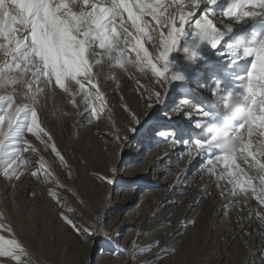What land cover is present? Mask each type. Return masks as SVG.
I'll list each match as a JSON object with an SVG mask.
<instances>
[{
  "label": "snow or ice",
  "instance_id": "1",
  "mask_svg": "<svg viewBox=\"0 0 264 264\" xmlns=\"http://www.w3.org/2000/svg\"><path fill=\"white\" fill-rule=\"evenodd\" d=\"M217 5L218 0H0V177L14 183L30 175L52 183L55 188L48 192L51 199L75 213L57 191L67 190L66 186L57 180L34 143L39 141L50 150L71 177L65 154L44 125L41 98L62 93L77 115H83V103L89 121H95L108 107L99 73L94 72L106 59L114 68L126 69L132 64L141 72H150L156 87L141 85L145 107L164 105L166 120L170 121L175 112L188 121L186 128H170L160 135L175 146L182 145L190 161L203 157L205 169L222 195V182L226 181L231 186L229 195L245 200L251 196L264 207V139H253L264 137V39L252 47H234L228 42L236 25L264 19V0H231L222 12L226 18L223 27L215 20ZM152 32L158 33L154 53L142 43L144 37L152 39ZM133 51L135 58L129 60ZM174 53L183 54L191 80L185 72L173 71ZM241 62L250 65L246 73L240 68ZM190 81L195 82L192 88L187 87ZM217 100L223 101L224 109L233 102L244 107V119L231 125V136L238 145L232 152L219 147L218 137L203 132L218 119ZM124 111L129 114L124 126L135 134L141 121L127 104ZM112 135L118 145H126L129 139L121 136L119 129ZM26 153L39 156L38 167L29 169ZM238 161L254 169L256 175L249 174ZM116 172L113 168V176ZM106 183L112 185L115 180L108 178ZM81 204L83 211L90 210L83 200ZM60 218L86 239L110 241L106 232L102 234L98 220L95 226L82 227L64 212ZM258 219L264 227V214H258ZM0 230L13 231L4 223H0ZM25 255L26 249L17 238L0 236V264L6 260L21 264Z\"/></svg>",
  "mask_w": 264,
  "mask_h": 264
},
{
  "label": "rangeland",
  "instance_id": "2",
  "mask_svg": "<svg viewBox=\"0 0 264 264\" xmlns=\"http://www.w3.org/2000/svg\"><path fill=\"white\" fill-rule=\"evenodd\" d=\"M165 2L169 3L170 0ZM230 2L231 0H218L215 8L218 26H225L226 18L222 16V12ZM151 36L152 39L142 38V43L150 53H154L153 44L158 43V33L152 32ZM238 39H241L239 44ZM260 39H264V19L258 18L256 21L248 20L236 25L228 42L234 47H252ZM173 56L176 59L173 71H183L191 80L190 69L183 54L174 53ZM134 58L133 51L128 59ZM2 60L3 53L0 52V62ZM241 63L240 68L246 73L250 65ZM94 72L99 73L100 86L108 102V107L95 121H89L83 103L80 109L83 115H77L76 109L67 103L68 98L62 93L41 98L40 112L44 125L54 134L58 147L65 154L71 166V177L68 169L59 165L50 150H45L39 141L34 143L48 160L57 180L66 186L67 190L57 189L64 197L66 206L76 211L70 213L66 211V207L54 208V201L48 192L55 185L44 182H39L34 187L39 195L37 194V201L34 202L33 212L29 214L27 204L16 205L13 211H21L23 214L24 227L29 230L33 241L29 247L32 246L34 252L27 258V264H128V259H119L124 255L103 258V253H115L107 249L109 240L86 239L65 224L60 214L64 212L70 215L82 227L90 224L95 226L98 220L102 234L106 232L110 237L109 242L114 240L123 243L126 232L137 230L136 225L128 226L126 231L123 229L120 233L117 228L140 210L147 214L153 208L157 198L147 199L148 194L145 192L153 189L150 184L155 176V184L159 182L156 191L167 192L171 196L176 192L180 194L175 195V203L166 209H170L167 213L165 210L154 216L155 213L151 212L150 221L162 220L154 230L137 237L132 258L141 259V264H264V227H261L258 219V214H264V207L251 196L245 200L229 195L227 189L231 186L226 181L222 182L225 187L222 195L215 179L208 175L203 157L190 161L182 145L175 146L168 139L157 141L160 132L166 133L170 128L182 130L188 126V121L184 116L173 112L170 122L165 119L164 109L160 106L153 109L145 107L141 85L150 89L156 87L151 73L141 72L132 64H128L126 69L114 68L106 59ZM194 86L195 82L190 81L187 87ZM18 92L22 93L23 89L18 88ZM172 96L176 98V93ZM20 99L22 96H18V100ZM216 103H219L216 104L219 116L213 123L218 127H225L231 111L223 108L222 100H217ZM125 104L141 121L135 134L128 132L124 126L129 116L124 111ZM152 117L154 120L150 122ZM236 123L238 125L239 122ZM143 126H147V130L141 129ZM115 129L120 130L121 136H128L126 145L113 142L112 133ZM253 139L262 140L264 137ZM170 148L175 151L169 157L164 156L163 153ZM119 155L123 158L115 166V177L122 180L116 182L117 186H110L106 179L113 177L114 159ZM158 156L161 157L157 158ZM149 159L159 160L160 164H151L144 172ZM237 163L246 168L249 174L256 175L254 169H249L240 161ZM129 165L138 168L129 170ZM143 172L141 179H134ZM163 180L166 182L160 183ZM3 185L0 179V194L5 192ZM128 195L132 199L127 209L131 211V215L118 216V222L113 221V212L107 211V205L116 201V196L119 201ZM81 200L89 205V211L82 210ZM143 202H146L144 206ZM176 225L178 227L174 229Z\"/></svg>",
  "mask_w": 264,
  "mask_h": 264
},
{
  "label": "bare ground",
  "instance_id": "3",
  "mask_svg": "<svg viewBox=\"0 0 264 264\" xmlns=\"http://www.w3.org/2000/svg\"><path fill=\"white\" fill-rule=\"evenodd\" d=\"M216 104H219V103H216ZM160 108L164 109V105H160ZM153 113H154V110H153L152 114ZM153 120H154V118L152 117L150 119V122ZM141 129L147 130V126H143ZM158 137H159L157 139L158 142L160 140L165 139V137L161 136V135ZM155 144H157V143H155ZM173 151H175V149L170 148V149H167V151H165L163 154H164V156L169 157L172 155ZM135 153H136V151H135ZM25 155L30 160V164L28 165L29 169H32L34 167H38L39 156L32 154V153H26ZM39 155L44 157V155L40 151H39ZM160 157L161 156H158L157 158H160ZM122 158L123 157L121 155H119L118 158L114 159V168L118 163H120ZM44 159L48 162V160L45 157H44ZM151 164H153V166H155L154 164L159 165L160 161L159 160L152 161V159H149L147 162V167L144 170V172L147 171L148 167ZM136 168H138V166L129 165V167L127 169L136 170ZM144 172L142 174L139 173V176L137 178H134V179H136V180L141 179V177L144 175ZM155 177L153 178L154 179V181H152L153 183L150 184V185H152L151 188H153V189L147 190L145 192V194H148L146 196L147 199L157 198V199H155L156 201L153 205V208L151 209V212L155 213L154 216L159 214V213H162L167 208L171 207L175 203V195L180 194V192H176V194H173L171 196L167 192L160 193V191H156L155 188L159 185V182L157 184H155V180H156ZM112 178H114V180H115V183L112 185H115V186H117L116 182H120L122 180L121 178H120V180H118L115 176H113ZM0 179L4 183L3 186L5 189V192H2L0 194V213H2V215H3V219L0 220V223L7 224L13 230L12 233L0 230V236H3L5 239H11L14 236L23 244V246L26 249L27 255L22 257L21 264H27V258L30 255H32L34 252V248L32 246L29 247V245L33 244V241L30 239L31 235H30L29 230L24 227L25 226V217L23 216V214H21V211L14 212L13 210L16 207V205L24 203V204H27L29 207V211H30L29 214L31 212H33V209L35 208L34 202H36L37 198H38L37 197L38 193L34 189V187L40 181H37L36 179L32 178L30 175H25L24 177L21 178V181H15L14 183H10V182L6 181L3 177H0ZM127 179L129 180L130 178H127ZM165 182H166V180H163V182H160V183L164 184ZM112 185H110V186H112ZM119 191L123 192L122 189H120ZM32 193H35V195L33 196ZM59 195L62 198H64L62 196V194H59ZM39 198H41V196ZM117 200H118V197L116 196V201H113L111 204L107 205V211H109L111 213L113 212L114 217L112 218V220L115 222H118L117 221L118 216H122V215L130 216L131 215V211H127V209L130 207V205L132 203V199H130V196L128 195V196L122 197L119 199V201H117ZM145 204H146V202L145 203L143 202L142 206H144ZM52 206L54 208H55V206L57 207V205L54 202H53ZM169 210L170 209L166 210L165 213H167ZM151 212L146 214L140 210L139 212H137L135 214V216L133 218H128V221L123 222V224L117 228L118 233H120L121 230H123V229H124L123 231H126L127 227L131 226V225H136L137 230H128L125 234L124 239H123L124 240L123 243H119V241H114V240L112 242L108 241V244H106L108 246L107 249L110 251H115V253L113 255H111V252L110 253H103V254H101V256H103V258H105V257H107V258L111 257L112 258V257H115L116 255H124L123 258H119V259H128V262H127L128 264H141V262H142L141 259H134L131 257L134 253V250H135V244H136L137 237L141 236L145 233H149L152 230H154L156 227V224L162 220V219H160L157 222H154V220L150 221L149 219L151 217ZM114 226L116 228V223ZM177 227H178V225H176V227L174 229H176ZM4 264H16V262L11 261V260H6V261H4Z\"/></svg>",
  "mask_w": 264,
  "mask_h": 264
},
{
  "label": "clouds",
  "instance_id": "4",
  "mask_svg": "<svg viewBox=\"0 0 264 264\" xmlns=\"http://www.w3.org/2000/svg\"><path fill=\"white\" fill-rule=\"evenodd\" d=\"M226 110L231 111V115L226 121L225 127H218L215 123H210L204 128L208 136L218 137L219 147L225 152H232L236 149L237 142L231 136V125L237 120L244 119L245 112L241 103L233 102Z\"/></svg>",
  "mask_w": 264,
  "mask_h": 264
}]
</instances>
